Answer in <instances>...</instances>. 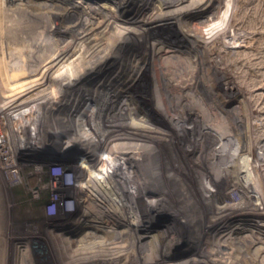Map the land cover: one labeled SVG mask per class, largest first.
Wrapping results in <instances>:
<instances>
[{"label": "bare ground", "instance_id": "obj_1", "mask_svg": "<svg viewBox=\"0 0 264 264\" xmlns=\"http://www.w3.org/2000/svg\"><path fill=\"white\" fill-rule=\"evenodd\" d=\"M138 1V10L151 3L156 7L152 15L142 21L137 20L138 10L131 18L126 17L125 10L129 0H94L98 9L92 14L77 11L80 4L86 3L84 0H0V125L14 132L10 144L16 153L13 160H0V242L15 246L26 242L25 239H38L49 245L58 264H207L201 248L203 238L207 237L210 242L225 235L218 225L223 218L218 212L210 225L213 226L212 230L211 227H202V231L198 230L196 234L182 230L180 233H173L183 223L161 228L164 219L175 217L182 221L185 218L206 217L208 209L203 191L205 183L199 174L203 165L215 158V150L221 149V143L203 140L209 130H187L186 119H191L193 113L184 112L185 115L178 116L179 119L169 113L173 112L177 116L180 115L178 110L187 111L189 104L183 101L193 95L199 98L211 96L215 101L218 100L217 106H222L221 94L210 92L211 87L208 85L213 80L209 75H213L216 64L206 60L208 51L205 46L202 47V38L207 35L196 34L199 32H192L186 26L190 18L201 15L214 0ZM218 4L217 12L208 15L209 22L220 12L222 6ZM171 13L176 14L174 25L152 28L151 23L160 22L164 15ZM111 23L137 27L140 44H143L138 45L142 46L141 51L131 52L136 47L131 43L133 35L131 30L124 28V46L116 55L112 51L114 49H110L105 56L104 53L102 56V52L99 53L100 57L96 61L97 57H94L90 63L79 66L77 59L85 49L93 47L106 34ZM168 26H174L176 39L159 34L161 29ZM205 30L211 33L212 27ZM231 34L227 33L225 39L230 38ZM240 46L242 45L236 41L224 47L232 52ZM170 51H191L197 64L192 71V65L188 67L190 73H186V69L182 70L183 64L177 62V56L173 53L166 54L167 58L163 62L147 64L143 68L134 62L137 57L140 60ZM126 53L127 57L124 55ZM116 61H124L123 67L118 64L117 67L114 66L115 71L109 74V69ZM122 71H126L124 77L120 76ZM109 88L111 90L108 91ZM5 95H9L10 99H4ZM157 113L165 117L167 126H161L155 119ZM213 133L217 135V132H212L211 135ZM60 134L68 138L74 137L79 151L85 150L87 153L90 164L109 163L107 171L98 175L92 174L95 171L93 164L71 166L72 169L84 170L87 175L86 179H80L81 187L75 197V204L79 209L76 220L80 221L83 230L78 234L66 232L70 238L61 237L49 226L5 231L9 225L4 222L6 211L1 205L6 202V198L9 200L8 187L16 191L22 189L21 195L24 197L32 194L29 184L31 181L21 174L24 160L44 154ZM3 136L0 130V148L5 146ZM180 137L186 140L184 144L179 141ZM194 141L197 144L192 146ZM100 151L101 158L98 160ZM226 155V161H229L226 164L231 165L234 154ZM236 158L237 156L235 160ZM262 158L264 153L260 151L252 158L249 152L238 157L239 160L253 163L260 162ZM9 162L14 163L17 170H8ZM193 163L196 165L194 169ZM64 167L59 166L60 176L57 180L52 178L54 181L38 187L32 196L33 201L40 200L41 193L49 190L56 193L61 190L59 181L65 172ZM42 173L41 167L34 172L37 176ZM234 177L228 183L236 190L240 188V176L238 179L237 176L236 179ZM244 183L248 185L247 182ZM218 186L216 180L214 195L217 196ZM215 202L210 203V207ZM252 211L250 208L249 213ZM179 215L182 218L179 219ZM257 240L254 237L252 242ZM153 247L158 253L156 257L149 255ZM193 247L198 250L196 258H180L187 255Z\"/></svg>", "mask_w": 264, "mask_h": 264}, {"label": "rangeland", "instance_id": "obj_2", "mask_svg": "<svg viewBox=\"0 0 264 264\" xmlns=\"http://www.w3.org/2000/svg\"><path fill=\"white\" fill-rule=\"evenodd\" d=\"M85 1L86 3L80 4L81 7L77 10L78 12L82 11L91 14L97 12L98 6L96 5V2H94V0H84V2ZM169 1L175 2L177 0ZM138 2V0H129V3L126 5L125 10L127 18H131L138 10ZM217 4L218 6H222L219 9L221 13H217L218 18L217 15H215L216 19L213 18V20H210L209 22V19H207L208 15L210 16L217 12ZM111 5L114 6L115 4ZM154 10H156V7L153 3L144 5V7H141L140 10H138L139 12L137 20L142 21L144 18H148V16L152 15V12H154ZM225 12H227V14ZM175 15L176 14L174 13L164 15L160 22H154V24L151 23L152 28L154 26H166L167 24L174 25ZM188 21L186 26L192 32H199L196 34L207 35L203 36L202 38V47H206V50L208 51L206 60L208 63L211 62L214 63L213 65L216 64V69L213 71V75H209L210 77L212 76L211 78L215 80V82H212L213 80H211L208 85L209 87H211L210 92H215L217 93V95L218 93L221 94H219L221 97L220 99L223 100H221V105L224 108L222 106H217L218 100L215 101L211 96H208L206 98H199L197 95H193L187 97V99L185 98V100L183 101L185 103H188L190 106H188L189 109H186L187 111H183V109H181L177 111V113L180 115L176 116L173 112H170L169 115H174V118L179 119L180 116L185 115L183 114L184 112H188L189 114L193 113V115H191V119L188 117V119H186L188 121L187 126L185 127L189 128L187 130H194V132H200L201 129H206L207 131L209 130L208 133L203 137V140H205V142L209 141V139L211 141H220L221 149L215 150V158H213L207 164H204L202 172L200 174L198 173L205 183L203 184V187L205 188L203 191L208 204V212L206 211V217L200 216V218L197 217L196 219L187 220L185 218V220L182 221L176 220L175 217H172L170 219L168 218V220L164 219L165 221L162 225L163 227L161 228L171 227L174 223H177L176 225H178L179 223H183L182 226L180 225L181 227L178 230L174 229L173 233H180L182 230V232L196 234L202 231V227V229H204L205 227H211L212 230L213 226L210 225L212 223V220L214 221V218L216 217V212H218L220 215H222L221 217H223L218 225L221 226V232H223L225 235L217 237L215 238V240L210 242V239H208L207 237L203 238L201 248H203V254L205 253L207 264H217V262L219 264H222V262L224 261H227V264H231V261L232 264H236L237 262V264H264V158H262V160L258 163L238 159V157L240 155H243V153L246 154L249 152L251 158L254 154H258L259 151L261 153H264V0H214L209 4V6L206 7V10H204L201 15L190 18ZM198 21L200 22V24ZM213 21L216 23H214ZM208 27H212L211 33L206 32L205 28ZM124 28L129 31L131 30V34L133 35L131 43L136 47H133L131 49V52L137 53L138 51H141L143 44H140L141 38L138 37L139 30H136L138 29L137 27L128 24L125 25L124 23H111V25H109L108 27V30L105 29L108 32L106 31V34H103L101 39L93 47L85 49V52L82 53L80 58L77 59L78 65L82 66L83 64L90 63L91 60H94V57H97L95 59L96 61L98 57H100L98 55L99 53L102 52L100 55L102 56V54L104 53L103 56H105V54L108 53L107 51H110V49H114L112 51L116 55V53L120 51L119 49L124 46V42L122 39ZM202 31L203 33H200ZM175 32L176 31L174 29V26H168L166 28H163V30L161 29L159 34L173 39L175 37L176 39L177 34ZM227 33H232V38L227 37L228 39H225ZM220 34L224 35V37L220 36ZM116 40L119 42H116ZM236 41L242 46L238 47L232 52L224 47L225 45H229L232 42ZM172 53L177 56V62L183 64L182 70L184 71L186 69V73H190V70L192 71L194 65L197 64L196 58L191 51H170V53H158L153 57L147 56L145 59L140 60L137 57L134 62L135 64L137 63L141 66V68H143L147 64H158L163 62L165 58H167L166 54L170 55ZM124 55H126L125 57H127V53ZM118 64L120 67H123L124 61L122 63H120V61H116V63H114L113 66L109 69V74L115 71L114 66L117 67ZM188 67H191V69L189 68V70ZM125 74L126 71H122L120 76L124 77ZM109 90H111V88H109L108 91ZM3 98L7 100L10 99L9 95H5ZM193 100H195L196 103ZM190 103L193 105H191ZM161 104L163 105V102H161ZM201 107L204 108L201 109ZM202 111H204V113ZM155 115V119L160 122L161 126L165 127L168 125L167 120L164 119L165 117L162 114L157 113ZM199 115L202 116L200 117ZM196 116L198 119L196 118ZM206 122L207 124H205ZM0 127L1 132H3L4 134L3 143L5 145L0 148V160H13L14 158H16V153L14 152V149L11 148L10 143L13 141L14 132H10V129H8V127H4L2 125H0ZM211 131L215 133L217 132V135H215L214 133L213 135H211ZM213 137H216V139L217 137H220L221 139L215 140ZM9 138H11V141ZM179 139L182 144L186 142V140L181 139V137ZM75 140L76 139L74 137L68 138L63 134H60L57 136V138H55V143L53 144V146H50L46 151H44V154H40L39 156H34L24 160L25 163L21 168V174L27 176V179L31 181L29 184H31L30 187L32 190V194L29 195V197H24L23 195H21L22 189H17L16 191V189H12L10 186L8 187L9 200L7 201L6 198V202H4L3 204L1 203V208L6 211L4 215V222L6 225H9L7 226L8 228L4 229L5 231H14L15 228L24 231L27 230V228L30 226H49L48 228H54V233H59L60 236L64 238H70V236H68L66 232L71 231L73 232V234H78L83 230L80 226V221H78V219L76 220L79 214V209L75 204V197L77 196L78 190L81 187L79 183L80 179H86L87 175H85L84 170L81 171L77 168L72 169L71 166L79 167L89 165L91 161L90 159H87V153L85 152V150L79 151L80 148ZM195 144H197V142L194 141V144L192 146H195ZM226 154H234V158L232 157V162H230L231 165L226 164V162H229L226 161V159H228ZM236 156L237 158L235 160ZM97 158L98 160L101 158V151L98 153ZM220 162L223 163L220 164ZM92 164L93 166H95V171L93 170L92 174L95 173V175L104 174L107 171V167H109L108 162L100 165L91 163L90 165ZM59 166H65L64 168H66L63 176L61 177V180L59 181L61 190L56 193L52 190L41 193L40 200L33 201L32 196L35 195L38 187L45 186L46 183L54 181L52 180V178H55L56 180L59 178ZM195 166V163H193L192 168L194 169ZM218 166H220V168ZM40 167L43 169V173L42 175L37 176L34 174V172L37 168ZM9 169L12 172L13 170H17L15 164L11 162H9L8 164V170ZM4 174L7 177V171H5ZM236 176L237 179L240 176V178L238 179V186L240 188L234 190L230 187L228 181H230V179L233 177L234 179H236ZM215 179L219 184L218 189L216 190L219 198L217 195H214L216 194L214 190V184L216 181ZM244 182H247L248 185H245ZM37 184L39 186H37ZM215 198H217V202H215ZM240 200L243 202H241ZM213 202H215V204L212 206L214 207L212 209V207H210L211 205L209 204H213ZM248 208L249 210L250 208L253 209V211L249 213ZM178 218L180 219L182 218V216L179 215ZM62 227H64L65 229ZM254 237L258 238L256 242H252ZM25 241L26 242H20L15 246L1 241L0 264H58L55 259V255L50 251V247L48 244L38 239H25ZM218 244L220 247L218 246ZM150 254L152 257H156L158 255L156 248L153 247V250L149 252V255ZM197 254L198 250L193 247L191 251L187 253V255L184 254L183 257L180 258L192 260L193 258L197 257ZM234 254L239 255L235 256ZM208 260L210 263L208 262Z\"/></svg>", "mask_w": 264, "mask_h": 264}]
</instances>
